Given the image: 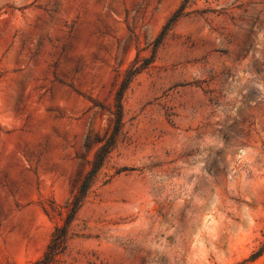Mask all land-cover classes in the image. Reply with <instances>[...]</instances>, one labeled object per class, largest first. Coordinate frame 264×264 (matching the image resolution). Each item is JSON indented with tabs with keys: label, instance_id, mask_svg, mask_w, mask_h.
<instances>
[{
	"label": "rangeland",
	"instance_id": "374dc122",
	"mask_svg": "<svg viewBox=\"0 0 264 264\" xmlns=\"http://www.w3.org/2000/svg\"><path fill=\"white\" fill-rule=\"evenodd\" d=\"M127 78L57 264H264V0H0V264L66 226Z\"/></svg>",
	"mask_w": 264,
	"mask_h": 264
},
{
	"label": "trees",
	"instance_id": "16d2710c",
	"mask_svg": "<svg viewBox=\"0 0 264 264\" xmlns=\"http://www.w3.org/2000/svg\"><path fill=\"white\" fill-rule=\"evenodd\" d=\"M158 42H160V39H158ZM134 73L129 74L132 76ZM127 80L123 83L121 86V89L117 93V96L115 98V103L113 105V109L109 113V119H108V129L102 138L96 137L95 143L98 145L97 152L95 153L94 159L89 163L90 169L87 171V173L84 174L82 179H80V182L75 188V193L71 199V201L68 203V221L66 226L58 228L53 237L52 240L44 253L43 258L40 260V264H57L58 257L64 253L67 247L68 242V236H69V229L68 224L71 222V220L74 219L76 216L79 208L81 207L84 199L86 198L90 188L94 184L99 171L102 169V167L105 165L106 161L112 154L113 150L116 147L118 138L120 135H122L123 132V96L124 91L128 83ZM91 133L86 139L85 147L90 148L92 147L94 141L91 140ZM87 161H84L80 165V167L83 169L85 167V163Z\"/></svg>",
	"mask_w": 264,
	"mask_h": 264
}]
</instances>
